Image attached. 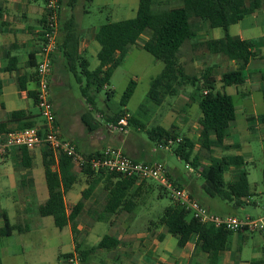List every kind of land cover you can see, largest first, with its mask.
I'll list each match as a JSON object with an SVG mask.
<instances>
[{
  "label": "trees",
  "instance_id": "16d2710c",
  "mask_svg": "<svg viewBox=\"0 0 264 264\" xmlns=\"http://www.w3.org/2000/svg\"><path fill=\"white\" fill-rule=\"evenodd\" d=\"M76 0H69V5H73ZM178 7H169L170 0H138L135 17L132 19L106 23L101 25L95 34V41L99 44L100 50L97 54L98 66L94 70L88 69L87 61L78 54L79 30L72 17L63 21L59 27V49L65 60L67 72L74 76L76 83L85 103L94 108L96 94L109 84L113 71L122 63L130 47L137 44V40L146 30L150 31L147 41L140 46L142 50L151 55L155 60L163 64V69L151 80L147 93V100L156 106L162 103L165 95L174 96L177 89L184 85H190L197 95V105L201 116L198 119L200 134L196 142L186 137H179L178 133L170 134L164 128L157 126L149 132L152 142L160 145H169V141L175 146L172 153L185 164L198 172L203 179L201 191L209 198H219L231 204L235 208L243 207L251 196L247 181V174L241 170L244 166L240 155L223 156L221 158H210L208 166H200L198 155L194 152L195 145L201 150L210 153L213 149H238V145H225V138L230 123L235 119V106L233 99L225 92H215V68L207 66L201 77H189L183 73V69L178 65V55L181 47L192 39L200 30L202 24L210 29H221L224 36L218 40H208L204 46L211 54H222L229 61H233L237 66L235 69L221 73L220 83L224 89L230 86H239L245 83V70L248 64L256 58L254 46L239 37L228 34V28L243 20L245 17L264 8V0H177ZM62 5V0H58ZM45 19V17H44ZM43 19V24H44ZM42 24V25H43ZM41 36V33L39 34ZM40 41V40H39ZM53 56V55H52ZM14 59L9 58V62ZM53 63V57H51ZM32 68L35 64H31ZM4 71H10L6 66ZM34 77V73H33ZM264 81V73L261 74ZM82 81L84 84L82 85ZM26 79L18 80V89H25ZM135 81L131 80L123 92L119 106L122 108L118 114L112 115L108 119L110 123L116 125L117 121L124 115V108L129 102L135 90ZM30 98L35 96L28 92ZM262 101L264 109V90H262ZM190 100H193L192 97ZM91 121V117H88ZM264 125V111L259 117L246 116L249 125L248 131L252 132V125L255 122ZM87 132H93L98 124L90 123L86 117L81 118ZM128 124L140 128L130 116ZM14 125V129H9ZM34 127L32 116L26 111L19 110L10 113L6 122H0V133L12 130H23ZM177 140H179L177 142ZM41 165L44 171L45 184L48 192L47 207L43 211L50 215L53 224L57 229H62L69 225L71 233L76 235V218L82 209V202H78L67 214L64 207L63 195L75 183V176L70 172L73 162L72 158L60 156L54 160L52 152L43 147ZM21 154V165L27 169L31 167V157L28 149L18 150ZM99 152L92 153L86 158H92ZM237 170L236 177L226 182L224 174L229 169ZM81 172L88 176H93L87 164L81 166ZM105 175V180L113 186L109 189L106 210L114 213L117 210L132 212L134 209L133 196L141 186L146 184V180L139 181V187L130 195L127 193L138 182L134 178H125L118 174L100 170L96 172ZM172 183V182H171ZM173 184V183H172ZM165 194L163 188L158 186ZM91 190L89 186L83 193L85 196ZM190 196V195H189ZM191 197V196H190ZM192 198V197H191ZM42 211V212H43ZM3 221L0 228V238L10 237L13 231L17 233L26 232L27 226L21 228L17 225H10L4 213L0 214ZM165 228L167 234L177 238V246L182 248L190 240L195 238V245L199 251L207 255L210 264L218 263L219 253L228 249V240L233 233L223 228L214 227L210 224H203L194 219L190 212L177 203L171 202L156 222ZM116 240L109 236H104L96 246L90 248L83 254L76 250L80 262L96 250L110 249L115 247ZM67 254L64 258H69ZM262 263H264V256Z\"/></svg>",
  "mask_w": 264,
  "mask_h": 264
},
{
  "label": "rangeland",
  "instance_id": "374dc122",
  "mask_svg": "<svg viewBox=\"0 0 264 264\" xmlns=\"http://www.w3.org/2000/svg\"><path fill=\"white\" fill-rule=\"evenodd\" d=\"M82 1L80 7H83L87 12L81 15L78 25L81 30L87 31V34L92 28L96 29L104 23H113L134 18L138 4V0ZM170 1L171 4L169 7L180 6L177 0ZM37 4L42 7L43 0H38ZM60 16L59 27L63 21H65L61 19ZM64 17H68L67 9L64 10ZM252 18L251 16L245 17L242 23L231 26L228 34L230 36H235V31L242 30V37H244V39L253 40L264 35V17L259 15L257 20L254 21ZM201 27L207 32V40L218 39L224 36V32L221 29H210L206 23ZM206 32L202 30L200 33L205 34ZM202 34L200 35V39L187 42L183 45L178 60L180 66L182 65L184 67L188 75H194L198 79L207 66H213L215 68V92L224 91L233 99V104L236 109L235 120L230 123L231 135L227 138L225 143L238 144L239 148L232 149L229 153L224 155H240L242 157L244 166L241 170L247 174V181L251 194L248 201L251 202V204L242 208H235L219 198L209 199L201 191L199 197L204 204L205 201L210 202L209 205L208 203L205 205L209 207L210 211L217 213L216 215L218 216H234L239 219H244L248 216L256 219L261 217L264 213V128L262 127V129H259V124H256L253 126L254 132H249L245 118L246 115L257 116L264 111L261 95L264 81L260 78L261 73H264V67L256 68L255 71L257 74L251 73L247 75L248 71L246 70L245 74L248 76V79L242 86H231L221 90V83L219 81L221 73L235 69L236 65L224 56L211 54L203 45L206 36L204 35L203 37ZM146 35L147 34L141 35L137 44L129 48L123 62L113 71L107 88L101 89L96 94L94 108L101 110V112L104 111L106 116L112 117V115L118 114L119 110L122 109L119 106V102L123 92L131 80L135 81V90L124 108L126 110L124 114L132 116L133 120L139 124L140 128L137 129L134 125L129 124H127L126 129H123V132H118L111 128L112 132L110 133V137L114 138L118 136V134L121 138H125L127 135L137 137L143 143V147L147 151H150L153 148V142L150 141L148 132L157 126L167 128L170 134L177 131L180 138L182 135L189 138H196L200 131L198 125L200 110L196 104V93L194 101L190 100V95H192L194 91L190 85H184L177 89V93L174 96L165 95L160 106H156L147 100V93L150 88L151 80L159 75L163 69V64L141 49L140 45L147 37ZM57 43H59V37L57 38ZM254 43H256V41H254ZM256 48L264 54V46L261 45V41L256 45ZM98 49V43L93 41L85 53V59L87 60L88 69L90 71L98 66V61L96 59V52ZM56 51L57 47L53 53V56L57 59L55 67L52 69L53 75H55V77L62 75L63 78L59 80L60 84L50 87V99L58 110L59 119L64 123L68 121L77 128V117L73 116L77 114V109L81 107L82 103L80 102L82 100L85 108H88V106L80 94L79 84L76 83L74 76L67 72L63 73L65 64L62 55ZM258 66H264V61H259ZM83 84L84 81H82V85ZM21 106L20 104L19 107ZM93 113L95 115L98 114L96 111ZM100 123L102 128L106 130L105 122L103 123V121H100ZM105 134H107L106 131ZM159 146L164 147L166 145H156V147ZM174 146L175 144L167 145L169 149H173ZM160 154L164 157L162 158L159 156ZM200 154V162H206L209 153L201 151ZM215 154L221 156L223 152L218 150ZM157 156L163 159L168 166L176 169L181 179L190 181L192 185L196 187L202 185L203 179L197 175L198 172L194 169H190L189 172V169H186L188 165L180 161L171 151L160 149L159 153L153 155L154 158ZM38 167L42 168L40 166ZM233 174V172H227L225 177L233 180L236 177L233 176ZM80 183H82V181ZM146 184L152 186L153 190L147 192L148 195L145 197L144 203L140 201L139 206L135 209L133 217L135 231L140 233L147 232L146 230L150 226V222L153 221L156 223L161 217L163 210L171 203L169 195H165L162 190L159 191V187L155 182L146 181ZM80 187L81 184L77 183L73 186V191H77ZM159 192H163L160 198L158 197ZM12 195H16V191H12ZM252 204H256V206L253 207ZM15 208L17 210V207ZM15 208L11 199H8L5 195L0 196V210H5L10 219L14 215ZM21 209L23 208L21 207ZM27 222L28 220L26 219L25 223ZM84 225H89V223ZM114 225L123 227L126 224L124 222V224L116 223ZM43 226L44 231L39 234L31 233L30 235L22 234L21 236L17 233H13L11 237L0 238V264H67L65 263L67 262V258L64 260L62 257H58L59 253L63 254L70 251L71 240L69 233H67L68 231H66L67 229L59 232V235L56 237L52 224L45 222ZM156 231H163L165 239L155 250V257L162 253L165 254V252H163L165 249H168L170 257L179 252L176 246V238L167 234L163 228L157 227ZM111 234L110 225L101 223L94 225L85 244H83V237L79 238L80 236H76L75 240L76 244L77 240L81 244L80 246L83 244L81 249H85L93 246L99 238L101 239L103 236ZM263 249L264 237L257 233H233L228 240L227 251L230 252V258L232 261H235V264H264L259 262L260 259H263ZM142 252L143 251H141V253ZM73 254L77 255L75 251ZM105 260L102 258L97 260L90 257L86 264H97L96 262H104ZM79 264H81V262H79ZM115 264H127V262L117 260ZM132 264H136V262L134 261ZM137 264H152V261L151 259L147 261L143 259L142 261L138 260Z\"/></svg>",
  "mask_w": 264,
  "mask_h": 264
},
{
  "label": "crops",
  "instance_id": "0c3cea01",
  "mask_svg": "<svg viewBox=\"0 0 264 264\" xmlns=\"http://www.w3.org/2000/svg\"><path fill=\"white\" fill-rule=\"evenodd\" d=\"M37 1L38 0H0V122H6L11 112L23 110L31 114L32 122L34 123V128L43 131L44 125L42 124V120L39 117L38 109L36 108V102L34 103V99L30 98L28 95V92H32L33 95L35 96V91H34L35 80L33 77L34 68L31 67L32 66L31 64L32 63L36 64L39 58L38 57V52L40 48L39 34L43 28L44 24L42 22L45 17L46 0H43L42 7H40L37 4ZM87 1L91 2V0H85V2ZM82 2H83L82 0H76L75 3L71 6L69 5V0H62V5L60 9V15H61L60 18L63 20H67L70 17H72L76 22L79 30L78 54L79 56L85 59V53L87 52V49L89 48L90 44L93 41H95L94 38L95 34L97 32V29L101 25L96 29L92 28L90 32H88V34L86 33L87 31L85 32L81 30V28H79L78 25L79 18L81 17L82 14H85L87 12L84 10L83 7L82 8L80 7ZM66 9L68 11V17H64V10ZM262 9L249 15L253 17L252 18L253 21L257 20V17L259 15H262L264 17V8ZM242 21L243 20H241L239 23H242ZM230 27L228 28V31ZM204 28L206 29L205 26ZM204 28L202 29L201 27V29L196 33V35L188 42L200 39L201 38L200 35L202 34L200 32L202 30L206 32ZM235 32L236 35L235 36L232 35L233 37H239L242 40L249 41L254 46L256 58L253 59L248 64L246 70L248 71L247 75L251 73L255 74L256 68L264 67V66H258L259 61H264V54H262L259 51V49L256 48V45L260 41H261V45L264 46V35L257 38L256 40H253V39H244V37H242V30L241 31L237 30ZM145 34H147L146 35L147 37L140 46H142L147 41L150 31L146 30ZM206 34L207 32L205 34H202L203 37L204 35L206 36ZM58 37H59V33H58ZM205 39L206 40L203 42V45L205 44L206 41H208L207 36ZM218 39H212V40H218ZM254 41H256V43H254ZM99 50H100V46L98 51L96 52V59ZM56 52L62 55L59 49H57ZM213 55L223 56L222 54H213ZM52 57H53V63L51 67V74L49 77V90L51 86L60 84L59 80L63 78L62 75L58 77H55V75H53L52 69L53 67H55L57 59L55 56ZM9 58L14 59V61L12 60L10 63H8ZM178 59H179V55H178ZM63 61L65 64L64 58ZM177 62L178 65L180 66L179 60ZM252 62H256V63H252ZM6 66L10 67V71H4ZM180 67L183 69L184 74H186L189 77H195L196 79H198L194 75L191 76L188 75L182 65ZM66 72L67 70L64 65L63 73ZM247 75H246V80L248 79ZM22 78L26 79L25 89L19 90L18 80ZM105 88H107V86ZM224 89L221 88V90ZM262 90H264V85L262 86ZM193 92L192 95H190V98L192 96V99L194 101L195 95ZM51 103L54 110L57 133L61 138L72 142L79 156L86 157L92 153L100 152L102 149L106 147H116V148H120L126 156L138 162L153 163V162L161 161L166 166L168 177L174 186L178 187L179 189L185 190L193 199L197 200L202 206H204L207 210H209V212L217 214L213 211H210L209 207L205 205L206 203H208L209 205L210 202L204 200L205 201L204 204V202H202L201 198L199 197L200 193L202 192L201 191L202 185L200 187H196L192 185L190 181L181 179L178 176L176 169L171 168L170 166L167 165L166 162L163 161V159L159 158V156L162 157L161 154L156 158L153 157L154 154L159 153L160 149L168 150L171 152L172 149H169L167 146L156 147V145L159 144L153 142V148L150 151H147L143 147V143L140 141V139L137 137H132L131 135L129 136L127 135L125 138L123 137L121 138V136L118 134V136L111 138L110 133L112 132L111 128L113 125L108 121L110 116H106V113L104 111L101 112V110L92 108L87 104L86 105L88 106V108H85V106L83 105L84 103L83 100L80 102L82 103V105L81 107H79V109H77V114L73 116V117L75 116L77 117V128H76L74 127L73 124H71L68 121H66L65 123L61 121L58 117L57 108L53 105L52 101ZM20 104L22 105L21 107H19ZM94 111H96L99 115L98 114L95 115L93 113ZM235 113H236V109H235ZM260 115L254 117L256 118L259 117ZM83 116L86 117L91 124L92 123L98 124L97 128L93 132L86 131L84 125L81 122V118ZM246 116H252V115H246ZM88 117H91V121ZM100 121L101 122L103 121V123L105 122L106 130L102 128ZM256 124L259 123L256 121L255 123L250 125L252 126V131L254 130L253 126H255ZM14 127H15L14 125H10L9 129L10 130L14 129ZM262 127L264 128V125L259 124L258 128L262 129ZM162 128L167 130V128L165 127ZM105 131L107 132V134H105ZM200 131L198 132L196 138H189L183 135L181 136V138L186 137L191 141L196 142L198 140ZM175 133L178 132L175 131ZM1 134L2 133H0V135ZM230 135L231 132L229 125L225 142L227 138L230 137ZM225 145L233 146L238 144L225 143ZM232 149L233 148L228 150L213 149L209 153V157L206 162L205 161L200 162L201 159L200 152L205 150H201L198 145H195L194 152L195 154L198 155L200 166H208L210 163V158H221L223 156H230L224 154L229 153L230 150ZM218 150L223 152V155L221 156L216 155L215 152ZM43 151L44 150L42 147H35L33 149L28 150L29 155L31 157V167L27 169H25L21 165V154L18 150H12L10 153L0 156V196L5 195L8 199L12 200L14 208L17 207V210L15 208L14 215L11 217V219L8 217L5 210L2 211L0 210V214L4 213L8 219L9 224L12 226L17 225L20 226L21 228H25L29 224L26 229V232L19 234L16 231H13L11 236L13 235V233H17L21 236L22 234L30 235L31 233H38V234L42 233L44 231L43 224H45V222L52 224L54 226L52 217L43 211V208L47 207V203H48V192L45 184L44 171L43 168L38 167V166L42 167L41 155ZM205 153L208 152L205 151ZM54 160L57 161V159L55 158ZM187 168L189 169V172L190 169H192L190 166L189 167L186 166V169ZM70 172L75 176V183L63 195L65 211L68 214L78 202H82V209L79 211L76 218V223H77L76 235H73L71 233L69 225L65 226L60 230L54 226V231H55L54 233L56 237L59 235V232H62L64 229H67L66 231H68L67 233H69L71 240L70 251H67L63 254L59 253L58 257H62L65 260L64 256L73 253L75 251L76 246L78 252L83 254L87 253V251L90 248L96 246L98 242L104 237L103 236L101 239L99 238L93 246L85 249H81L83 244H85L89 235L91 234L92 228L94 227L95 224L107 223L110 225L112 234L105 236L114 238L117 242L116 246L110 249L96 250L94 253L90 255L87 254V256L84 258V261H82L81 264H86V262L90 259V257L97 260H100V258H102L103 260L105 259L108 260V261L105 260L104 262L102 261L96 262L97 264H115L117 260H123L124 262H127V264H132V262L135 261L137 264L138 260L142 261L143 259L146 261L148 259H151L152 264H210L207 259V255L201 253L197 248V246L195 245L194 237H191L190 240L182 248H179L176 243L179 252H177L172 257L169 256L170 253L168 249H165L163 251L165 252V254L162 253L161 255L155 257L154 256L155 250L157 249L158 246H160L162 241L165 239L163 232L164 230L162 232H159L156 231V229L157 227L163 229L165 228L151 221L150 226L146 230L147 232L140 233L135 231V226L133 221L135 209H137V207L139 206L140 201L141 203H144L145 197L148 195L147 192L153 190L152 186H149L148 184L141 186L138 192L133 196L134 209L132 210V212H126L125 210L119 209L114 213H110L106 210V207L108 200V192L113 185L110 183L108 184V182H106L105 175L102 176L96 172H94L93 176L85 175L81 172V167L76 165L75 162H72L70 167ZM227 172H233L234 173L233 176H236L237 170L231 168ZM227 172H225V174ZM224 180L226 182L231 181L230 178L227 179L226 177L224 178ZM81 181L82 183H80ZM77 183L81 184V187L77 191H73V186L76 185ZM89 186L91 187V190L88 193H86L84 197H82V193ZM139 186H140L139 182H136V184L127 193L126 199H128L130 195L135 191V189ZM158 190L161 191L160 189ZM12 191H16V195L13 196ZM161 193L163 192L158 193L159 198L162 197ZM149 197L151 198L150 195ZM170 202H172L171 199ZM245 203L246 204L244 206L251 204V202H249L248 200ZM252 205L253 207L256 206V204H252ZM21 207L23 209H21ZM26 219L28 220L27 223H25ZM124 222L126 225H124L123 227L114 225L116 223L124 224ZM86 223H89V225H84ZM2 225H3V221L0 217V228H2ZM242 233L244 232L238 234H242ZM257 234L264 237L260 233ZM76 236L77 237L80 236L79 238L82 237L84 238V243L82 244V246H80L81 244L78 242V240L76 244V240H75ZM141 251L143 252L141 253ZM263 256H264V249H263ZM260 260L259 262L262 263L263 259ZM217 264H235V261L234 260L232 261V259L230 258V252L226 250L219 253Z\"/></svg>",
  "mask_w": 264,
  "mask_h": 264
},
{
  "label": "built area",
  "instance_id": "2783aa9c",
  "mask_svg": "<svg viewBox=\"0 0 264 264\" xmlns=\"http://www.w3.org/2000/svg\"><path fill=\"white\" fill-rule=\"evenodd\" d=\"M60 9L58 0H46L44 25L40 32L41 36H39V59L34 67L35 102L44 125L43 131L32 127L2 133L0 135V156L21 148L30 150L35 147H44L52 152L55 159L66 156L72 158L79 167L87 164L94 172L105 170L125 178H134L138 182L141 180L155 182L169 195L172 202L187 209L194 219L203 224H210L230 232L260 233L264 236V213L256 219L250 217L239 219L234 216H218L210 213L197 200L191 198L185 190L171 183L166 166L161 162H138L116 147H106L97 156L88 159L77 154L72 142L59 136L50 100L49 77L52 67L51 57L57 47ZM129 117L128 114H124L116 125L112 126V129L123 132ZM168 144L172 142L169 141ZM66 261L67 264H79L80 258L78 254L72 253Z\"/></svg>",
  "mask_w": 264,
  "mask_h": 264
}]
</instances>
